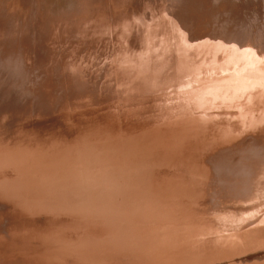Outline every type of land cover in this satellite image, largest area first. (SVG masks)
I'll return each instance as SVG.
<instances>
[{
    "label": "bare ground",
    "instance_id": "1",
    "mask_svg": "<svg viewBox=\"0 0 264 264\" xmlns=\"http://www.w3.org/2000/svg\"><path fill=\"white\" fill-rule=\"evenodd\" d=\"M75 1L0 3V264H264V0Z\"/></svg>",
    "mask_w": 264,
    "mask_h": 264
},
{
    "label": "rangeland",
    "instance_id": "2",
    "mask_svg": "<svg viewBox=\"0 0 264 264\" xmlns=\"http://www.w3.org/2000/svg\"><path fill=\"white\" fill-rule=\"evenodd\" d=\"M12 1L13 0H11V1H9V0H6V2H5V0L4 1H2V0H0V3H4V5L5 4H7L8 2H10V3H12ZM46 1V2H45ZM72 0H42V2H43V4H44V8H46L45 10H49L50 11V9H52L51 10V13L53 12V14L54 15H56V16H59V14H61V12L65 9V10H67V8H70L71 6H73L75 3L77 4V1H75V0H73L72 2H71ZM51 2V3H50ZM55 3V4H54ZM2 4H0V6H2ZM49 4V5H48ZM50 4H54L55 6L53 7V6H50ZM68 6H67V5ZM56 5H57V7H58V9H61V7H62V9H61V12L60 11H58V9H57V7H56ZM60 5V6H59ZM71 5V6H70ZM48 6H49V8H48ZM66 6V7H65ZM51 7V8H50ZM48 8V9H47ZM53 9H55L56 11H53ZM73 9V8H72ZM70 10V9H69ZM55 12H57V14H55ZM60 12V13H59ZM59 13V14H58ZM232 68H233V70L231 71V72H229V73H231L230 75H235V76H240V75H244V73H250V74H253V73H256V74H258V75H261L262 74V71H260V70H257V69H255V68H250V67H244V68H241L240 69V71H237V70H239V65H234V66H232ZM226 69V68H225ZM225 69H221V70H219L218 72H220L221 74H225L226 73V71L227 70H231L230 68H228L227 70H225ZM216 71L214 70V71H212V72H210V73H208V75H210V76H212V75H214V73H215ZM254 106V105H253ZM252 106V108H249V107H247V108H240V109H238V110H235V107H232V109L229 107V106H224V107H222V109L219 111V112H217L216 113V115L217 116H220V115H224L225 117L226 116H228V118H230V120L229 121H231V119H235L236 120V118H233L234 116H236V117H238V115H243V113H246V112H253L254 114H249L248 116H246V118H244V119H238V120H236V121H234L233 122V124H240L242 121L241 120H243V121H251L252 119H254V118H256V117H261V118H263L264 117V113H257V112H259V111H257L255 108H260L259 110H262V109H264V105H259V106H255V107H253ZM249 108V109H248ZM262 112H264V111H262ZM205 116V115H204ZM194 117H196V116H193V117H191V118H194ZM190 119V118H189ZM205 120V121H207V122H209L208 121V119L207 118H202V120ZM175 121H170L169 123H174V122H177V123H175L173 126H170V129L172 130V131H174V132H176V130H185L186 128H188V125L187 126H185L184 124L185 123H180V118L179 117H177V119H174ZM183 121V120H182ZM240 121V122H239ZM159 123V122H158ZM218 125H221V124H225V123H222V122H216ZM59 124H60V122H59ZM199 123H197V125H198ZM133 126H131V127H123V128H128V129H120V130H117V131H107V132H112V133H114V134H116V135H118V136H122V135H124V134H126V133H130V134H134V138L135 137H138V135L137 134H141V133H143L144 131H147L148 129H150V127H151V125H154L153 123H150V124H138V125H135L134 126V124H132ZM162 125V123H159V124H156L155 125V127H153V128H157V127H159V126H161ZM164 125V124H163ZM170 125H172V124H170ZM196 125V126H197ZM201 125L203 126V124L201 123ZM62 126H65V125H62V124H60L59 125V127H56V128H58V129H56V134H54V135H51V137H49V139H44L43 141L47 144V145H52V146H58L59 144H69V143H82L83 141H90V140H94V139H101L100 138V136H98V135H103L104 133H106V132H104V127H102V126H97L93 131H88V130H92V129H85V130H82L80 127H78V128H72V129H70V128H65V127H62ZM219 128V127H218ZM233 128H235V127H233ZM162 129V128H161ZM59 131V132H58ZM226 131H228V130H226ZM238 132V131H237ZM235 132H228V133H221L222 135H221V138L225 141V144H227V143H229V142H236V141H243V140H249V137H253V138H251L252 140H254L255 142H258V144L259 143H264V136L263 135H258V134H253V133H250V135L249 136H243V135H237V134H234ZM95 135H97V136H95ZM248 135V134H247ZM257 136H259V137H257ZM98 137V138H97ZM218 138H220V137H218ZM225 144H223V146L224 147H227V145H225ZM131 150H134V148H131ZM126 154L128 155V156H132V157H134V154L133 153H129V152H126ZM130 166V165H129ZM128 166V167H129ZM132 170H134V169H132V168H128L127 170H126V172L128 173V174H131L132 173ZM125 172V171H124ZM126 173V174H127ZM128 178H124V180L123 181H126ZM133 180V179H132ZM114 201H118V199H116V200H114ZM114 201H112V205H115V204H113L114 203ZM214 203V202H213ZM217 203V202H216ZM257 203H262V202H257ZM214 205V204H213ZM260 205H262V204H260ZM218 206V205H217ZM217 210L216 211H220L221 213H219V215H222V214H225L226 213V208H221V207H215ZM225 211V212H224ZM224 212V213H223ZM260 242H264V235H263V237H261L260 239ZM246 247V248H245ZM243 250V251H242ZM242 252H243V254H248V253H251V252H253V251H255V247L253 246V245H248V246H244V247H242Z\"/></svg>",
    "mask_w": 264,
    "mask_h": 264
}]
</instances>
